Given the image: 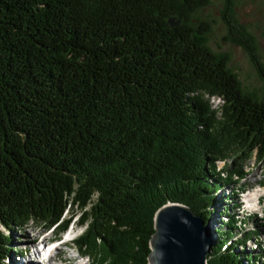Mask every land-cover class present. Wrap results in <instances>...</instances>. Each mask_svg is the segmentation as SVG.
I'll return each instance as SVG.
<instances>
[{"label": "trees", "instance_id": "obj_1", "mask_svg": "<svg viewBox=\"0 0 264 264\" xmlns=\"http://www.w3.org/2000/svg\"><path fill=\"white\" fill-rule=\"evenodd\" d=\"M209 2L0 0V264L21 256L11 231L59 240L73 223L92 264H148L167 203L204 221L207 264H262L224 190L264 165V101L206 44L209 23H192ZM225 25L264 78L250 37Z\"/></svg>", "mask_w": 264, "mask_h": 264}, {"label": "rangeland", "instance_id": "obj_2", "mask_svg": "<svg viewBox=\"0 0 264 264\" xmlns=\"http://www.w3.org/2000/svg\"><path fill=\"white\" fill-rule=\"evenodd\" d=\"M209 1L207 6L195 14L192 23L194 25L198 21L209 23L210 31L205 33L206 44L214 52L227 55L228 67L238 76L241 87L245 92L255 95L258 100L264 101V78L256 71L243 47L234 40V36L228 35L225 25V19L229 15L235 26H239L250 37L255 53L264 67V0H229L227 10L225 9L226 0ZM214 103H217V101H213ZM232 163L233 158L229 157L223 161H218L216 166L217 169L223 170L225 167H230ZM241 169V173L233 174L230 177L231 185L227 186L224 194L233 193L235 196L241 194L245 198V195L253 190L261 191L262 196L258 200V212L246 213L245 211L232 210V213H239V217H236L237 220L235 219L237 229L235 232L251 233L252 238L246 243V247L252 249L255 248L256 243L261 242L257 247L262 250L261 257H264V165L250 160ZM224 176H227V174L224 173ZM256 225L260 227V231ZM81 231L82 228L73 223L68 231L57 240L51 231L46 232L43 228L31 224L21 231H11L10 234L12 245L22 253V257H19L21 260L38 259L36 250L39 248L40 243L45 241L49 245H56L53 249L56 250L53 263L62 264L71 261L73 264H92L86 255H82L77 251L74 244ZM232 235L229 232V236L232 237ZM60 241H63L64 244H56ZM19 258L14 257L16 261ZM260 260L264 264V259ZM6 262L7 264H16L11 262L10 259H7ZM42 264H45V262L42 261Z\"/></svg>", "mask_w": 264, "mask_h": 264}, {"label": "water", "instance_id": "obj_3", "mask_svg": "<svg viewBox=\"0 0 264 264\" xmlns=\"http://www.w3.org/2000/svg\"><path fill=\"white\" fill-rule=\"evenodd\" d=\"M171 25L178 22L169 20ZM212 238L202 218L188 206L167 203L154 214L148 264H207Z\"/></svg>", "mask_w": 264, "mask_h": 264}, {"label": "bare ground", "instance_id": "obj_4", "mask_svg": "<svg viewBox=\"0 0 264 264\" xmlns=\"http://www.w3.org/2000/svg\"><path fill=\"white\" fill-rule=\"evenodd\" d=\"M244 194H246V193L244 192ZM261 196L262 195H261V191L260 190H253V191L247 193L245 195V198H244L243 195L241 196V194H240V196H239V206L235 207L234 210H237L238 212H241V211L244 212L245 211L246 213L258 212V210H259V208H258V200L260 199ZM238 215H239V213H238ZM263 237H264V235H263ZM40 245L43 248L42 249H37L36 254H37L38 258H42L43 260L48 258L49 264H56V263H53L56 250H52V251H50L48 253L50 245L48 243H46L45 241H42L40 243ZM29 261H32L33 263L39 264V262L37 260L35 261L34 259L33 260L31 259ZM62 264H71V262L70 261H66L65 263H62Z\"/></svg>", "mask_w": 264, "mask_h": 264}, {"label": "built area", "instance_id": "obj_5", "mask_svg": "<svg viewBox=\"0 0 264 264\" xmlns=\"http://www.w3.org/2000/svg\"><path fill=\"white\" fill-rule=\"evenodd\" d=\"M217 162H218V161H217ZM217 162H216V163H217Z\"/></svg>", "mask_w": 264, "mask_h": 264}]
</instances>
